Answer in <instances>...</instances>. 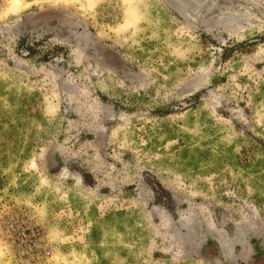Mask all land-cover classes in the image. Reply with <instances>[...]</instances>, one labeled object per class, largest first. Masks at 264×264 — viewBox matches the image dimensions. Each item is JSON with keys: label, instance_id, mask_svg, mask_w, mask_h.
Returning a JSON list of instances; mask_svg holds the SVG:
<instances>
[{"label": "rangeland", "instance_id": "374dc122", "mask_svg": "<svg viewBox=\"0 0 264 264\" xmlns=\"http://www.w3.org/2000/svg\"><path fill=\"white\" fill-rule=\"evenodd\" d=\"M0 264H264V0H0Z\"/></svg>", "mask_w": 264, "mask_h": 264}, {"label": "bare ground", "instance_id": "6f19581e", "mask_svg": "<svg viewBox=\"0 0 264 264\" xmlns=\"http://www.w3.org/2000/svg\"><path fill=\"white\" fill-rule=\"evenodd\" d=\"M225 248H227V247H225Z\"/></svg>", "mask_w": 264, "mask_h": 264}]
</instances>
